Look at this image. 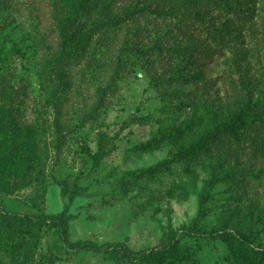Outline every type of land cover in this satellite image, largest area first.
I'll return each instance as SVG.
<instances>
[{"label": "rangeland", "instance_id": "374dc122", "mask_svg": "<svg viewBox=\"0 0 264 264\" xmlns=\"http://www.w3.org/2000/svg\"><path fill=\"white\" fill-rule=\"evenodd\" d=\"M55 1L14 0L15 5L7 8L0 2V117L3 106L10 104L5 77L24 120L35 129L37 149L34 162L30 167L25 164V175L5 179L13 187L11 193L5 184L0 185V214L41 216L66 209L72 240L120 242L135 252L147 250L148 256L131 262L93 251L56 249L58 233L46 228L19 250L3 252L0 246V262L229 264L227 244L203 234L217 229L249 232L256 237L255 245L264 247V156L252 161L245 154L239 159L227 157L226 177L211 188L206 215L198 223L193 220L209 176L201 166H196L197 188L187 199L171 192L187 178L183 162H173L155 180L137 179L142 171L174 158L179 151L173 142L149 153L137 149L155 134L161 119L189 122L196 109L208 111L211 101L225 116L250 97L264 102V0H259L254 22L243 30L239 60L246 74L230 66L229 59L236 57L229 51L225 56H201L194 68L180 55L169 59L154 54L150 63L140 59L133 47L123 49L124 39L123 46H131L137 38L150 46L178 21L140 16L130 28L112 32L109 45L101 46L92 60L73 68L67 100L52 70L58 40L52 23ZM134 1L123 0L119 14L125 15ZM139 31L143 36H138ZM172 42L169 39L167 45H178ZM119 56L128 65L116 77ZM179 66L185 75L198 68L201 76L189 83L172 79ZM59 96L65 101L61 111L56 106ZM62 135L67 137L59 149ZM101 142L103 155L96 162ZM20 238L15 236L18 245Z\"/></svg>", "mask_w": 264, "mask_h": 264}, {"label": "trees", "instance_id": "16d2710c", "mask_svg": "<svg viewBox=\"0 0 264 264\" xmlns=\"http://www.w3.org/2000/svg\"><path fill=\"white\" fill-rule=\"evenodd\" d=\"M122 1H55L52 23L58 40L52 70L54 69L53 73L59 82L58 90L65 96V100L72 87L70 79L73 68L92 60L101 46L109 45L112 32L115 33L120 28H130L131 23H136L140 16L150 15L165 20L178 19L169 28V33L159 36L150 46L141 38H137L138 41L133 43L135 45L123 46L127 41L124 39L123 49L134 48L140 59L150 63V57L154 54L169 59L180 55L186 64L194 68L201 56L210 58L214 55L225 56L229 51L236 57L229 59L230 66L236 65L241 73L246 74V68L239 60L244 43L243 30L257 17L259 0H135L132 6L126 9L127 13L121 15L119 10L123 5ZM0 2L4 8L15 5L14 0ZM136 11H140L138 16L135 14ZM138 36H143L140 31ZM169 39L178 45L175 47L167 45ZM118 64L119 67L114 72L116 77L128 62L119 56ZM182 69L179 66L170 77L189 83L202 73L197 68L190 75H185V69L183 71ZM3 80L4 90H8L10 96V104L8 107L3 106L0 117V185L5 184L6 191L11 193L13 187L5 183V179L12 175L15 177L25 175V164L30 167L37 158L36 132L34 127L24 120L21 105L15 103L13 92L8 87L9 81L5 77ZM244 93L248 94L247 90ZM64 104L65 101L63 102L60 96L57 97L56 106L59 111ZM191 104L195 105L194 102ZM208 106L210 109L205 113L196 109L194 117L189 122L178 123L173 119L167 121L161 119L155 134L146 142L137 145V149L144 153L158 150L166 142H173L179 146L174 158L142 171L137 179L155 180L163 172L170 170L173 162H183L186 164L187 178L177 182L171 191L172 195L178 194L181 199H187L197 188L199 175L196 166H201L208 173V178L204 180V192L199 196V209L193 220L195 223L206 215L205 203L211 188L226 177L227 157L239 159L245 154L252 161L258 156H264V102L255 101L250 97L247 101L238 103L226 116L218 110L213 101L209 102ZM66 137L67 135L61 136L59 149ZM100 148L95 154L96 162H99L103 155L102 142ZM0 216V246L3 247V252H8L13 247L19 250L20 246L28 245V240L35 239L44 229L53 228L58 233L56 249L65 247L73 251H93L113 259L124 258L131 262L145 260L148 256L147 250L135 252L130 246L120 242L98 244L90 240H72L70 215L66 209L54 215L22 216L3 212ZM203 234L220 238L227 244L231 252L229 264H264V247L255 245L256 237L249 232L236 233L227 229H217ZM15 236L21 237L20 245L17 244ZM173 237L176 238L177 235L174 234ZM50 260L54 261V255H51ZM26 263L29 264V259L17 264ZM32 264L44 263L35 260Z\"/></svg>", "mask_w": 264, "mask_h": 264}]
</instances>
